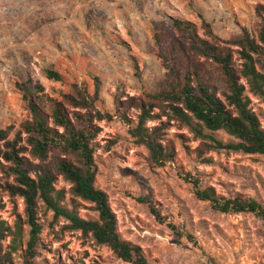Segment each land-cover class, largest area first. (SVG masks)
Returning a JSON list of instances; mask_svg holds the SVG:
<instances>
[{
    "label": "rangeland",
    "instance_id": "1",
    "mask_svg": "<svg viewBox=\"0 0 264 264\" xmlns=\"http://www.w3.org/2000/svg\"><path fill=\"white\" fill-rule=\"evenodd\" d=\"M263 4L264 0H0V129L12 126L14 131L29 118L18 87L25 79L61 100L74 89L86 88L92 94L97 78L95 108L111 119L96 121L94 185L106 193L120 236L138 245L151 264H264V223L250 213L212 210L196 198L186 176L197 178L199 188L212 187L218 196L241 195L264 206V154L208 150L169 118L167 109L153 108L157 118L146 127H161L159 142L174 150L171 161L154 162L129 133L139 114L133 104L157 92L164 78L154 34L163 49L169 48V40L177 36L171 19H181L204 36L200 16L210 24L215 42L237 38L241 29L257 40V6ZM233 60L238 69L235 52ZM204 68L222 98L217 66ZM46 69L58 72L62 80L48 79ZM246 94L264 128V102L247 88ZM214 136L229 140L222 131ZM54 156L50 154L48 166ZM4 180L0 173V184ZM54 185L69 188L61 175ZM69 197L65 195L67 206ZM77 202L79 216L96 218L91 204ZM20 203L0 189V217L9 225L16 215L24 219ZM37 216L42 226L38 264H130L89 234L72 229L63 217H54L40 201ZM20 261L18 251L13 262Z\"/></svg>",
    "mask_w": 264,
    "mask_h": 264
},
{
    "label": "trees",
    "instance_id": "2",
    "mask_svg": "<svg viewBox=\"0 0 264 264\" xmlns=\"http://www.w3.org/2000/svg\"><path fill=\"white\" fill-rule=\"evenodd\" d=\"M257 13L260 18L257 40L241 29L237 38L221 41L223 44L215 42L210 24L200 16L204 36L198 35L193 23L181 19H171L177 36L171 37L169 48L163 49L158 35H153L164 78L157 92L148 93L147 100L133 104L139 114L129 133L148 150L154 162L171 161L174 150L159 142L161 127H146L147 121L157 118L153 108L162 112L167 109L168 117L180 122L208 150L264 154V128L246 94L247 88L248 93L264 102V4L257 6ZM230 46L237 49L233 51ZM234 52L240 60L238 69L234 66ZM210 64H215L220 74L222 98L217 95L218 86L205 71L204 66ZM45 74L48 79L62 80L52 69H46ZM97 81L94 78L92 94L86 88L74 89L70 94H62L61 100L44 94L43 87L29 78L18 85L29 118L14 131L12 126L0 129V173L5 179L0 189L11 199H22L24 219L16 215L9 225L0 217V264H15L13 254L18 251L21 258L18 264H38L42 230L37 216L38 201L54 217L69 221L72 229L105 245L121 261L151 264L138 245L120 236L106 193L94 185L92 143L99 133L96 121L111 119L95 108ZM117 111L131 123L123 112ZM218 131L229 136V140L216 138L214 134ZM51 153L55 156L48 166ZM57 175L69 185L67 190L55 188ZM186 176L191 179L196 198L207 202L212 210L223 214L250 213L264 223V206L257 200L241 195L218 196L212 187L199 188L197 178L189 173ZM66 194L70 196L68 206L64 204ZM77 200L91 204L96 218L79 216L81 204Z\"/></svg>",
    "mask_w": 264,
    "mask_h": 264
},
{
    "label": "built area",
    "instance_id": "3",
    "mask_svg": "<svg viewBox=\"0 0 264 264\" xmlns=\"http://www.w3.org/2000/svg\"><path fill=\"white\" fill-rule=\"evenodd\" d=\"M19 199H20V201H21L20 205H21V204L23 205V201H22V199H21V198H19Z\"/></svg>",
    "mask_w": 264,
    "mask_h": 264
}]
</instances>
